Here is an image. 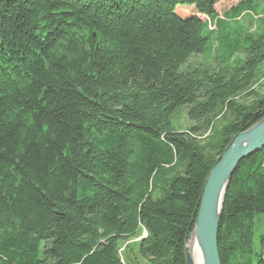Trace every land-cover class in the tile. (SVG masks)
<instances>
[{"label":"trees","instance_id":"trees-1","mask_svg":"<svg viewBox=\"0 0 264 264\" xmlns=\"http://www.w3.org/2000/svg\"><path fill=\"white\" fill-rule=\"evenodd\" d=\"M257 1L222 20L215 0H0V264H187L209 172L264 117ZM244 12L252 31L224 45ZM257 220L264 148L229 182L221 264H264Z\"/></svg>","mask_w":264,"mask_h":264},{"label":"water","instance_id":"water-1","mask_svg":"<svg viewBox=\"0 0 264 264\" xmlns=\"http://www.w3.org/2000/svg\"><path fill=\"white\" fill-rule=\"evenodd\" d=\"M263 148L264 117L235 136L209 172L192 230L185 243L187 264H194L188 247L191 237H194L202 264H221L217 238L229 182L240 162Z\"/></svg>","mask_w":264,"mask_h":264},{"label":"rangeland","instance_id":"rangeland-1","mask_svg":"<svg viewBox=\"0 0 264 264\" xmlns=\"http://www.w3.org/2000/svg\"><path fill=\"white\" fill-rule=\"evenodd\" d=\"M216 1V13L217 15H226L227 13H229L230 9L235 8L236 6H238V4L241 1L244 0H215ZM255 14L257 15H263V11H264V4H262L260 2V0H258L255 3ZM178 15L181 17H187L188 14L184 11L179 10ZM252 16V15H251ZM203 20H205V18H202ZM252 19V17H248L247 15L243 16L242 19L240 20V22L245 25L246 27H244L243 25H238V24H232V27L226 32L227 37L226 39H224V45L226 44H233L235 43V40L240 37V36H244L246 33H249L251 29L252 30V26L249 24V20ZM238 23V22H237ZM248 27V28H247ZM241 45L243 46V39L241 40ZM216 47V44L212 41L208 42L206 47H205V51H204V56L205 58H209L210 54L209 51H213L214 48ZM224 51H226V48H224ZM240 57L242 58V55H236L235 56V60L240 59ZM205 63V59L203 57V55H194L189 59L188 64L190 66L192 65H198V64H204ZM257 78L259 79V85L255 86L253 88L255 94H257L258 96H264V63L261 64L258 67V71H257ZM252 100V98H250L247 101H244L245 103H250V101ZM171 124L173 126V128H176L178 130H186L189 126H190V122L187 120L186 118V113L184 109H180L175 115H173L171 117ZM223 124L218 123L217 127H221ZM253 226L250 228V230L252 231V248H251V254L253 252H257L256 250H258V244H259V240H260V236L263 234L264 232V220H257L254 224H252ZM145 235V233L143 232V236ZM139 240V238L137 239H132L130 240V245L131 244H135L137 241ZM128 246V244H127ZM127 247L126 245L123 246L120 251L123 254L124 251H126ZM124 250V251H123ZM250 259V256L248 254H245L244 256H238L235 257L234 261L237 262L238 264H248V261ZM255 257H252V264L254 263Z\"/></svg>","mask_w":264,"mask_h":264},{"label":"bare ground","instance_id":"bare-ground-1","mask_svg":"<svg viewBox=\"0 0 264 264\" xmlns=\"http://www.w3.org/2000/svg\"><path fill=\"white\" fill-rule=\"evenodd\" d=\"M188 247H189V251H190L189 253H190V256L193 260V263L194 264H202L201 256H200L198 248L196 247L194 237L190 238Z\"/></svg>","mask_w":264,"mask_h":264},{"label":"crops","instance_id":"crops-1","mask_svg":"<svg viewBox=\"0 0 264 264\" xmlns=\"http://www.w3.org/2000/svg\"><path fill=\"white\" fill-rule=\"evenodd\" d=\"M245 15H249V16H251L250 12H244L243 14H241V16H240L239 18L236 19V21H237L238 23H241L240 20H241L242 17L245 16ZM218 18H219V19H222V20L225 19L224 16L219 15V14H218ZM251 31H252V30H251Z\"/></svg>","mask_w":264,"mask_h":264}]
</instances>
